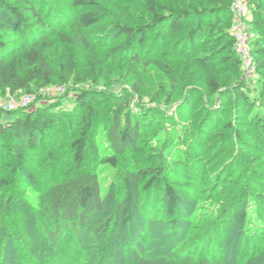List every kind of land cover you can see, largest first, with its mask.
Returning a JSON list of instances; mask_svg holds the SVG:
<instances>
[{
  "label": "trees",
  "instance_id": "16d2710c",
  "mask_svg": "<svg viewBox=\"0 0 264 264\" xmlns=\"http://www.w3.org/2000/svg\"><path fill=\"white\" fill-rule=\"evenodd\" d=\"M144 1L147 23L118 21L93 34L112 13L101 0H0V95L34 92L54 80L69 84L73 56L50 55L57 44L79 53L105 47L111 57L150 64L170 35L192 23L174 52L191 58L205 45L218 47L212 55L194 57L198 67L207 70L224 52L225 67L242 75L230 29L234 0H194L197 5L187 8ZM249 2L257 93L251 97L242 79L226 86L211 78L209 87L212 95H233L244 103L245 117L257 126L251 128L253 143L232 120H205L202 135L186 128V135L155 146L162 132L149 137V131L171 118L157 109L134 108L135 84L121 96L106 92L112 103L104 122L97 97L105 93L89 88L77 90L72 108H62L66 96L36 108H0V264H264V172L224 165L216 173L217 151L212 165L210 145H204L214 134L219 150L234 137L242 153L257 150L264 169V0ZM152 32L156 37L149 40ZM96 65L87 74L97 82L104 70L100 65L95 71ZM135 153L137 160L131 158ZM109 170L113 176L106 184L103 173ZM244 172L255 178L248 183ZM214 196L226 203L209 217L197 214L199 201ZM204 217L206 226L199 221Z\"/></svg>",
  "mask_w": 264,
  "mask_h": 264
},
{
  "label": "rangeland",
  "instance_id": "374dc122",
  "mask_svg": "<svg viewBox=\"0 0 264 264\" xmlns=\"http://www.w3.org/2000/svg\"><path fill=\"white\" fill-rule=\"evenodd\" d=\"M161 1L174 8H187L189 6L197 5L194 0ZM101 2L102 7L112 13L105 17L103 22L93 27V34H100L101 31L108 29V27H111L118 21L122 23L127 22L132 26H138L147 23L150 19L144 0H101ZM252 8L253 6L250 2H248V20L245 21V27L247 35L249 36V48L253 46L252 40L254 39L256 33V30L250 24ZM231 12L232 25L230 29L231 33L234 35L237 19L232 9ZM193 24L194 23L190 24L178 34L170 35L166 46L160 49L158 54L151 58L152 62L150 64L135 63L131 58L125 57L126 55H116L111 57V55L107 54L108 49L105 47H95L92 52L79 53L77 50H73L72 48L70 49V47H64L55 42L57 45L51 49L52 53L50 55L60 58V54L67 51L68 57L72 58L73 56L72 60L74 61V65L72 70L73 73H75L71 77L70 83L62 84L60 81L54 80L50 86L40 88L38 90L34 89V92L12 94L7 91L5 94L0 95V104H4V102L11 99L20 101L23 96L29 95L31 98H34L30 105H32V108H36L46 103L58 101L66 96V98L62 99V108H72L75 105V93L77 90L89 88L91 90L104 91L105 93L104 95H98L97 97L99 101L98 105L103 106V117L101 118V122H104L106 119L104 118V115L107 114L108 105L112 103V101L108 102L110 94L106 92L109 91L111 94L121 96L124 93V89H132V85L135 84V88H137L139 92L133 93L134 108H136L137 104L146 108H152L154 110L157 109L156 111L162 113L161 116H164L163 113H166L165 115L171 118V125L173 123L176 125V129L173 130L171 129L170 122H167L166 120H164L163 124L159 125H154V121L152 120L154 127L149 131L151 132L150 134L148 133L149 137L155 134L156 130H159L158 132H162L161 135L158 136L160 139H156L154 142L155 146L161 145L163 141L165 142L171 137L186 135V128H190V133H194L195 137L202 135L204 132L205 120H207L206 124H212L213 120H232L235 122L236 127L242 130L246 141L253 143V137L256 134L254 132V128L257 126L254 127L252 120L249 121L248 116L247 118L245 117L244 114L247 109L244 103L239 100L237 96L222 95L220 93L212 95L209 87V80L211 78H217L219 82L226 84V86L235 84L238 79H242L244 87H247L246 92H250V95L252 94L251 97H253V91L257 93V82H255L257 78V70L254 65L252 66L253 59L252 64L250 63L251 65L249 67H247L242 60V66L240 68L242 75L240 77L238 74L234 73L233 69L225 67L226 59L224 52L218 53V56L215 55V57H213V63L210 68L207 70L201 69L198 67L195 58L212 55L217 51L218 47L205 45L203 48H198V50L193 52V56L191 58H186L184 55L179 53L176 54L173 49L175 45L181 43L177 38L186 34ZM155 37L156 35L152 32L149 35V40H154ZM151 44L152 43H148V46ZM182 47L180 44L178 45L179 49ZM57 48L59 49L58 53ZM178 52H180V50ZM184 52H187V50ZM196 53L198 54L196 55ZM94 63L97 64L95 71L99 69L100 65H102L104 70L103 76L100 75L98 78L99 81L97 82L95 79H92V76L90 77L87 74L89 72V66ZM76 74H81L84 77L85 83H78L76 79L78 76H76ZM166 91L170 92L165 94ZM169 93H171V97ZM170 100L171 102L169 103ZM212 108L215 110H212ZM155 114L159 113L156 112ZM252 127L254 131L251 130ZM104 138L105 137L102 132H99L98 139L100 141V146L104 143ZM209 138L211 141L209 143H204L205 146L210 145V149L207 152L209 154L211 153L213 156L212 152L217 151L216 158L220 160L214 167V171L216 173H220L221 166L224 165L226 168H229L231 165L236 169V171L239 167L244 168L243 166H249V168L255 169L256 166L260 169V173L264 172V169L261 168L263 162L258 163L261 161V157L258 155L256 149L242 153L240 151V145H236V140L233 137L228 145L225 144L218 150L219 144L214 143V139H216L217 136L213 134L212 136H209ZM205 148L207 150V147ZM139 155L140 153H135L131 156V158L137 160L136 158L140 157ZM213 157V159L212 157L210 159V161H213L212 165L216 163L215 156ZM242 157L245 158V161H247L248 164L243 163L244 160ZM241 171L242 170L240 169L239 173ZM251 172L248 174L244 172L243 175L244 178L246 177L248 179V183L250 180L255 178ZM103 174L106 176L105 182L108 184L113 176V171L109 170ZM236 178L237 175H235L233 179L235 180ZM243 189L244 184L241 181L240 189L238 188V190L240 191ZM217 190L220 192L221 188H218ZM239 191L236 192L238 193ZM236 192L233 193V196L237 194ZM254 192L258 193L259 190L254 189ZM216 197H208L207 199L199 201L196 209L197 214L202 215L205 213L207 214V217H209L213 214V212H217L219 206L222 203H226V201L218 200ZM205 218L206 217L200 218L199 221L204 220L203 224L206 226L208 222ZM252 218L254 219L256 217L253 216ZM208 221H210V219ZM204 225H202V227Z\"/></svg>",
  "mask_w": 264,
  "mask_h": 264
},
{
  "label": "built area",
  "instance_id": "2783aa9c",
  "mask_svg": "<svg viewBox=\"0 0 264 264\" xmlns=\"http://www.w3.org/2000/svg\"><path fill=\"white\" fill-rule=\"evenodd\" d=\"M248 2L249 0H234L231 6V9L235 13L237 19L236 27L234 30V37L236 40L235 48L238 54L242 57V60L247 67L252 64V57L248 44L249 36L247 35V30L245 27V21L248 20ZM33 99L34 98H31L29 95L23 96L20 101L11 99L9 101L4 102V104H0V108L6 110H15L17 108H23L29 106L32 103Z\"/></svg>",
  "mask_w": 264,
  "mask_h": 264
}]
</instances>
